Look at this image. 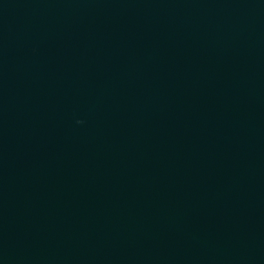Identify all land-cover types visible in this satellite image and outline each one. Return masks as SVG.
Returning a JSON list of instances; mask_svg holds the SVG:
<instances>
[{
    "label": "water",
    "instance_id": "1",
    "mask_svg": "<svg viewBox=\"0 0 264 264\" xmlns=\"http://www.w3.org/2000/svg\"><path fill=\"white\" fill-rule=\"evenodd\" d=\"M0 264H264V0H0Z\"/></svg>",
    "mask_w": 264,
    "mask_h": 264
}]
</instances>
